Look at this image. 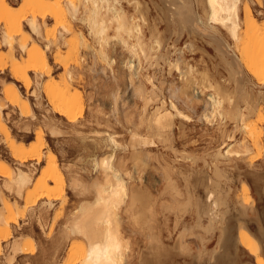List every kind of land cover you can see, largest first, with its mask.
I'll return each instance as SVG.
<instances>
[{"label":"rangeland","instance_id":"rangeland-1","mask_svg":"<svg viewBox=\"0 0 264 264\" xmlns=\"http://www.w3.org/2000/svg\"><path fill=\"white\" fill-rule=\"evenodd\" d=\"M53 1H57L55 4H58L65 14L66 23L70 28L68 33H65L60 24H57L53 18L46 15L40 20L37 19L41 28L40 36L35 33L33 34L29 30L27 22L23 21L22 25L24 32L21 36L16 38L11 50L0 41L1 116L3 117V121L5 120L4 123L10 134L9 140L0 134V166L6 165L12 172L15 170L13 168L18 167V162H15L8 147L11 140L14 142L15 147H19L23 144L24 149L28 150L31 147L33 148L36 146L37 138L35 137H37V135L35 134L41 132L40 134H42L44 142L40 163H38V165L35 161L25 163V166L26 168L28 167L30 173L34 174H32L31 182L25 187V191L22 192V197L18 198L14 193L12 194V191L8 192L5 187L6 190L2 187V184L4 183L3 181L8 178L0 175V197L2 196V200L6 201L12 207L15 202L18 210V214L16 213V210L13 211L14 217L16 216V222H11L9 224L10 237L7 240V243L14 240L13 238L15 236L21 244L27 242L31 243L32 247H34L32 255L26 257L19 256L18 258H15V262L7 263L9 257L7 255L9 254L8 248H6L7 243L0 241V244L2 245L0 247V264H25V261H29L30 264H52V262H48L47 259L50 260L49 255L53 252L52 248L57 247L55 244L59 247L61 244L62 245L60 249H57L58 252L56 251L57 259L55 258L56 260H53L55 261L54 263L80 264L87 243L84 238L79 235H70L68 239H64L62 228L66 225V221H69V219L74 216L73 213L77 212L76 209H79L82 204L88 205L86 204L87 202L89 205H92L91 201L92 203L95 202V189H97V185L100 181L105 179V173L101 169V166H98L99 168L93 166L95 161L97 163L102 157H107L110 154H112V164H116L114 167L120 170L119 175L124 182L136 183L138 182L137 180H141L138 183L141 182L140 185L142 184L141 186H143V189H147L151 192L149 193L146 190L149 195H153L151 199H157L155 206V212L157 214H154L155 219L157 220L154 219L151 225H155L156 221V227L153 226V230L155 227V231L153 232L152 227L150 229L152 233L146 227H144V230L147 229L152 237L155 238H157V234H161L159 237L165 236L166 238H164V240H161L163 237H160L161 239L159 237L157 238L164 242V244L168 239L169 242L162 247H165L164 249L166 250L170 247V250L168 251H171V253L168 251H162L163 253L167 252L169 254L168 256L167 254H164V256L166 255V258H168V260L164 258L167 262L163 259L164 256L161 252L162 249L160 250V253L163 257L159 253V257L163 260H161L163 264H255V256L249 254V251L239 242L238 234L242 232L250 233L251 247H253L256 250V254L261 256L264 260V100H262V102L261 100H257L256 112L254 111L255 113H252V115L245 112L247 115L245 120L247 121L244 122L242 126H238L234 121L229 119H221V117H217L218 114L212 115V118L209 108L206 112L208 113L207 117H209V120L207 119L206 121L202 114L204 113L205 107H208L207 98L209 94L214 93L213 88L217 90V88L221 86H227L226 88L229 89L225 88L226 92L228 91L227 93H230L229 95L232 96L233 101H235L234 103H239L237 106L241 108L245 107V105L241 102V99L236 96V92H234V90L237 89V84L232 80L228 81L230 78L228 75L229 72H226V65L221 59L218 51L214 49L215 44L207 38L204 39V37L202 38L197 34L191 33L187 27L183 29L178 25V21L173 20L172 22L171 19L168 20L170 18H168L167 14L169 13L167 10L169 0L167 3H164V0H119V4L117 5L118 8L122 5V8H124H121L122 12L125 10L123 13H126L129 16V19L136 18L139 21L140 18H142V20H144V22L141 21V25L146 38L150 37L149 34H154V31L158 34V36L157 34L156 36L158 38L160 37L159 40L162 39V42L160 43V47L157 48L155 45L154 46L159 52L165 51L168 54L170 53L168 58L172 63L176 64L179 61L177 63L178 68L176 69L171 66L168 67V64L166 62V64H164V61L161 60H158L159 62L155 64V62L153 63V61L145 59L141 53H138V51L137 53L135 52L136 54L129 50L126 51L127 49L120 47L122 45L119 44L117 39L114 40V38H109V43L104 46V52H106L105 54L107 58L105 60L101 58L93 59L94 57L91 55V51H93L94 48H97V46L94 44L92 36L88 34L84 23L76 20V18L73 19L70 15V4L68 5V2L75 3L74 5H77L78 8H80V3H82L81 0H46L48 4H53ZM2 3H6L10 6L12 9H9V11L13 14L18 15V13H22L21 11H23L26 13L27 17L30 15V10L25 5L24 0H0V5ZM135 4H137V7ZM245 4L250 7L255 15L257 20L256 27L260 30L251 29L249 32V30L243 26V22H241L242 31H240V34L244 36H241L244 41L241 39L239 43L236 42L237 44L231 42V40L228 39L227 34L225 35L226 30L222 29V32L224 33L223 39L226 40L230 45L232 52L234 51L235 55L238 56V59L241 60L240 62L243 63L242 67L243 70L245 69V72L242 81L246 88V92L249 91L247 92L248 95H250V93H253L254 95L256 92L255 97H257L256 95L260 91L264 96V80L258 85L257 82L254 81L255 84L253 83L254 86H252L253 84L250 83V76L247 75L248 73H246L247 70L245 67V64L249 63L250 58H253L254 56H262L264 61V0H241L240 13L242 21L244 20L242 8ZM194 8L196 14L203 15L202 8L197 7L196 5ZM80 9L81 10L79 11L82 12V7ZM79 11L76 17L80 16ZM1 13L2 12L0 11V40L2 36L1 34L6 31L4 23L2 22ZM255 30L256 33H254ZM50 31L53 33L52 37H49V42H46L47 39L45 33L49 32L50 34ZM149 31L153 32L151 33ZM108 34H113V32L109 30ZM80 35L83 36L86 43L82 44V42L85 41L81 40ZM246 35L249 37L247 38ZM22 36H27L26 52H21L22 50L19 49L17 44ZM109 36L112 37V35ZM79 39L81 42H79ZM150 40L147 39L146 42L150 43ZM34 43L41 48L47 47V49L45 48L44 50L50 67V73L47 75L45 73L42 74L41 77L38 78L40 81L37 79V82L35 78H33L30 87L26 89L20 82L13 79L11 57L9 54L12 52L16 58L15 61L24 66L27 64V52L32 49ZM71 43L74 46L73 48ZM46 44L48 45L46 46ZM84 44H89L91 51L88 48L89 46L86 47L87 45L85 46ZM92 47L94 48L92 49ZM112 57L114 59H112ZM244 57L245 59H243ZM125 61L130 62L132 65L134 64L130 69L132 70L131 73L129 68H126L127 62L125 63ZM168 69L171 71H168ZM133 70L136 72L133 73L132 76L134 77L136 73L138 75L137 77L130 79L131 75L128 76V74H132V72H134ZM141 73L142 75H140ZM29 74L33 76V72L30 71ZM148 76L151 79L153 78V84L161 90L162 95L158 94V99L161 98V100H164L168 104L171 99L176 104L178 110L185 115L183 118V116H175L173 112L174 117L171 119L172 123L170 124V128H165L167 129L164 131L166 134L163 135L162 133V137H160L161 140L149 130L147 126L148 124L141 118L143 117L142 113L149 118L150 113H152L153 109L158 106V101L156 103V100L149 101L146 106V112L142 106L144 105L143 98L149 94L147 91L152 89L150 83L148 81L146 82V78H144ZM186 80L191 81L192 83L194 82V85L190 86L191 92L188 90L187 95L184 96L183 94L186 93L179 92L181 91L179 88L181 85H185L183 83H186ZM198 80L202 81L199 82ZM207 81L209 83H207ZM160 82L161 84H164L161 86ZM221 83L222 85L220 86ZM139 84L142 85L140 86ZM201 85L203 89L200 88ZM205 85L211 88L209 89L208 87H205ZM232 85H235V87ZM12 86H15L23 98L26 97L24 99L28 100H26L28 103L27 105L30 107H28L30 109L27 111L28 113L26 112V114H23L22 112L24 110L21 112L19 106L11 105L4 98L5 92ZM135 86L139 88L143 87L142 89L144 92L141 90V93L139 94V88L137 89ZM169 86H172V88ZM53 87H57L56 90L54 88V92L56 91V93H59L57 92V89H59L66 97H69L72 100L74 99L73 102L76 105L82 107L79 108L77 106V109L74 111V113L76 112L74 114V121H69L67 118L58 115L51 110L46 92L47 89L50 90V88L52 89ZM170 89L171 91H169ZM192 89L197 93H193ZM173 91H175V93H173ZM202 91L204 92L202 93ZM177 92H179V94ZM142 94L145 95H143V98L140 97ZM248 97L247 99L250 101V96ZM255 97L253 96V99H256ZM187 98L191 100H188ZM154 102L155 104H153ZM223 121L225 122L223 123ZM50 124L52 127H47L51 126ZM243 127H245V129ZM250 128H254L260 135L259 139L261 142V148L259 150L261 153L259 155L257 152L258 149L252 148L249 134ZM53 131L56 132L54 133L56 134L55 136L52 134ZM133 132H136L135 134L138 135V140L136 139L137 142L131 139V133ZM108 134L118 141L117 147H113L107 142ZM142 137L147 138L146 143H143L142 139L144 138ZM228 138L230 140H228ZM224 141L226 142L225 145L232 141V143L230 142L232 144L231 150L232 152L234 151V153L235 151L238 152V154L237 156L236 153L232 154V156L229 157L228 160L225 159L224 162H221V160L224 159H220L218 162L216 161L217 166H221V168L219 167L221 177L218 178L215 176L216 174L213 170V164H215V161L213 162V155L214 152L220 149L219 147L223 148L225 146L222 144ZM152 143L155 144L153 145ZM144 151L147 152L145 153ZM143 152L145 154H142ZM139 154L142 155L140 156ZM53 155L56 160V165L62 173L64 182L63 188L60 189V191L59 189H54L55 184L48 182V187L55 190L54 195H52L53 197L48 198L47 200L50 201V204L46 203L47 197L41 196L38 191L35 190V183L42 178L49 158ZM135 155L136 161L133 158ZM143 155H145L144 158ZM15 164L17 165L15 166ZM124 165L127 170L124 169ZM11 174L13 175V173ZM166 175L175 180L177 185H180H178L179 187L177 185L175 186L176 188H179V191L181 189V195L182 192L184 193L181 196L182 199L187 197L185 194L192 197L193 207L195 202L197 203V199L198 203L204 205L206 190L214 188L218 191L221 197L224 198L222 199L224 204L221 205L222 207L220 206V213L222 214L224 212L222 215L224 232L221 237L220 231H218L219 229L215 230V233L213 234H207L202 229L197 230L195 228V223L197 222L196 214L194 215L195 208H193L194 210L192 209L194 212H192L191 209V211L188 209L187 213L190 214H181L180 216L183 217H180L175 208L178 199H175V202L174 199L171 198L174 196L172 193L171 197L168 195L170 193H167L162 197L160 196V191L162 193V189L165 188L164 184L166 183H164V179L167 177ZM74 178L77 179L76 182L78 184L74 181ZM72 179H74L73 183L75 182V188L73 187L74 185L70 186L69 184V182L73 184ZM133 179L136 180L134 181ZM209 179L217 185L215 184L216 186L214 187L208 186ZM79 182H82L80 183L81 186L79 189L84 186L82 188V193L81 190L78 189V185H80ZM94 183L98 184L95 185ZM206 187L208 189H204ZM182 188H185V192ZM188 192L196 196H192V194H189ZM194 197L196 198L195 200L193 199ZM14 199H16V201ZM179 200H181V198H179ZM172 204L174 205L172 206ZM164 205L168 206L167 208L170 207V209H165ZM78 206L79 208H76ZM120 206L119 210L117 211L116 209L115 213L118 214L116 217H118L117 219L120 221V223H118L120 224L119 226H121L119 227V230L121 237L124 238L122 239L123 243L126 242V245H124L128 247L126 249L123 248L125 250L123 251L124 256H129L126 259L131 261H127L128 264H133L134 261L137 264L140 256L142 257L141 259L145 257V259L141 261L152 260V257H150L152 255H149V252H152V250L148 248L153 246L154 243L148 245V242L150 243V240H152L151 238L148 240L150 235L149 232L143 231V227L142 230L137 226L132 227V222L127 218L126 214L122 212L123 210ZM0 208L1 210L3 208L1 200ZM5 215L7 214L5 213ZM201 221L203 226H206L207 219L202 217ZM176 222L177 224H175ZM1 226L2 225H0V227ZM184 229L189 230H186L187 233L190 234V231L192 233L189 235L181 231ZM178 231L181 234L182 232L185 233L182 234L185 235L184 238H181L183 241L180 240ZM21 233L22 235H19ZM193 233L195 237L193 236ZM127 234H131V237L129 238ZM124 235H126V237ZM201 237H203V239ZM11 238L12 240H10ZM175 238H178V242ZM179 241L183 243H180ZM174 242L178 247L179 244H183L182 246H184V244L186 245L184 248L187 247V251L182 248L186 251H183L184 253H182L184 257L179 256L178 252L180 250V255H182V250L177 246L176 247L179 250L176 249V247L174 248ZM129 246L132 247L129 249ZM213 251L218 254L215 255ZM211 252L214 254L213 256L211 255ZM136 257L138 258L137 260ZM210 257L211 261L209 259ZM212 257H216V260L212 261ZM123 261L127 264L125 258L122 262ZM122 262L119 264H122Z\"/></svg>","mask_w":264,"mask_h":264},{"label":"bare ground","instance_id":"bare-ground-1","mask_svg":"<svg viewBox=\"0 0 264 264\" xmlns=\"http://www.w3.org/2000/svg\"><path fill=\"white\" fill-rule=\"evenodd\" d=\"M24 1H25V5L30 10V15L28 16L29 18L26 16V13H24L23 11H21L22 13H18V15L11 13L9 11V9H12V8L10 6H8L6 3H2L0 5V11L2 12L1 13L2 14L1 15L2 16V22L4 23V26L6 28L5 32L2 31L3 33L1 34L2 36H1L0 41L3 43V45L7 46L10 50L12 49L13 43L16 40V38L21 36V34L24 32L23 25H22L23 21L27 22V26L33 34L35 33L36 35L40 36L41 28H40L39 21L37 19L40 20L47 15V16L53 18L55 20V22H57V24H60V26L63 28L65 33L69 32L70 28L68 27V24L66 23L65 14H64L62 8H60L58 4L57 5L55 4V3H57L56 0H55L56 2L53 1L54 2L53 4H50V3L48 4L46 2V0H24ZM118 1L119 0H81L82 3H80V4L82 7V12L79 11V10H81L80 9L81 7L78 8L77 5H74L75 3L73 4V3L68 2V5L70 4L69 5L70 9L69 8L68 9L70 10L71 17L73 19L76 18V20L85 24L88 34L92 36V38L94 40V44H96V46H97V48L92 47V49L93 48L94 49H93V51H91L90 45L84 44L85 46L87 45L86 47L89 46L88 48L92 52L91 55L94 57L93 59L101 58V59L105 60L107 57L105 54L106 52H104V46H106L109 43L108 42L109 38H114V40L117 39L119 44L122 45L120 47H124L127 49L126 51L129 50L130 52H133V53H135V52L137 53V51H138V53H141L145 59H149V60L153 61V63L155 62V64H157L159 62L158 60H161V61H164V64L167 63L168 67L171 66L172 68L174 67V69L178 68L177 63L179 61L178 62L176 61L177 62L176 64L172 63L168 58L170 53L168 54L165 51L164 52L157 51L158 49H156V47L157 48L160 47V43L162 42V39L159 40L160 37L159 38L157 37L158 34L155 33V31H154V34L152 33L153 31H149L152 34H149L150 37L146 38V36L144 34L145 32L143 31L142 25H141V21L144 22V20H142V18H140L139 21L136 18H130L129 19V16L125 13L128 16L127 17L123 13L125 10H123V12H122V9H124V8H122V5H121V7L118 8V5H117V4H119ZM167 1L168 0H166V1L164 0V3H167ZM168 4L169 5L166 4L168 7V8L167 7L166 8L169 12V13H167V12L166 13L168 14V18L170 17L168 20L171 19L172 22H173V20L178 21V25L181 26L183 29H185V27H187V28H189L191 33L197 34V35L201 36L202 38L204 37V39L207 38L215 44L214 49H216L218 51L221 59L223 60L224 64L226 65V67H227V68L225 67L227 69L226 72H229L228 75L230 78L229 79L227 78V79H228V81L232 80L235 84H237L236 85L237 89H235L237 91L234 90V92H236V96L239 99H241V102L244 103V105H245V107H243V108L237 106L239 103L235 104L234 103L235 101H233L232 96L229 95L230 93L228 94L227 93L228 91L226 92V89H229V88H226L227 86H221L222 85V83H221L220 84L221 87L217 88V90L213 88L214 93L209 94V96L207 98V103H208L207 106L208 107L207 108L205 107V110L203 109L204 113L202 114V116L207 121V119L209 117H207L208 113H206V112L208 111V108H209L211 117L214 114H218L217 117H221V119H229L231 121H234V123H236L238 126H240V125L242 126L243 123L247 121V120H245L247 117L246 113L250 114V115H252V113H255L256 112L255 110L257 107V102H258L257 100H261V102H262V100H264V96L261 94L260 91L259 92L257 91L258 92L256 95L257 97H255L256 92L254 93V95H253V93H250V95H248L247 92H249V91L246 92V90H245L246 88L244 87L243 81H242L243 74L245 72L244 71L245 69L243 70V67H242L243 63L240 62L241 60L238 59V56L235 55L234 51L232 52L230 45L226 42L225 39H223L224 33L222 32V29L226 30L225 35L227 34L228 39L231 40V42L239 43L241 41V39L244 37L243 35L240 34L241 33L240 31H242L241 30V22H243V24H244L243 26H245L249 30V32L251 31V29L252 30L257 29V27H256V21L257 20H256L255 15L253 14L252 10L250 9V7L247 4L244 5V7L242 8L244 20L242 21V19H241L242 16L240 13L241 12L240 11L241 10L240 9L241 8L240 7L241 0H169ZM135 5L137 7V4H135ZM195 5L197 7L202 8L203 15L196 14L195 8H194ZM78 11L80 12V16L76 17ZM130 17H131V15H130ZM138 19H139V17H138ZM109 30L111 32H113V34H108ZM254 33H256V30ZM52 34L53 33L51 31H50V34H49V32L45 33V37L47 39L46 42H49V37H52ZM156 34H157V36H156ZM109 35H112V37ZM241 36H243V37L241 38ZM246 37L248 38L249 36L246 35ZM80 38L82 41H85L83 36L80 35ZM147 39L148 40L151 39L150 43L146 42ZM242 40L244 41V39H242ZM79 42H81L80 39H79ZM242 42H241V44H242ZM73 43H76V42H73ZM83 43H86V41L82 42V44ZM115 43H117V42H115ZM17 44H18L19 49L22 50L21 52H23V51L26 52L27 36H22L20 38V40H18ZM48 44H46V46ZM71 45H72V43H71ZM73 47L74 46L72 45V48ZM162 47H163V45H162ZM45 48L47 49V47H45ZM45 48H41V47H39V45H36L34 43L32 46V49L27 52V56H28L27 64L24 66L20 65L18 62L15 61L16 58L14 57L12 52H10V54H9L11 57V64H12L11 65V71H12L13 79L15 81L20 82L23 85V87L26 89H28L30 87L33 78H35V80L37 82V79L40 78L42 74L45 73L47 75L50 73V67L48 65V60L46 58L45 50H44ZM113 57H112V59H114ZM243 59H245V57ZM110 61H112V60H110ZM113 62H114V60H113ZM126 62L127 61H125V63ZM108 64H110V63H108ZM126 65H127V67L126 66L125 67L129 68V70H130L134 64L132 65L130 62H127ZM245 67L247 70L246 73H248L247 75L250 76V83L251 84H253L254 81L257 82V85L260 84V82H263V80H264V61H263L262 56H254L253 58H250L249 63H246ZM30 71L33 72V76H31L29 74ZM131 71L132 70H130V73H131ZM133 71L134 72H132V74H130V73L128 74V76L131 75L130 79H133L134 77H137V75H138L136 73L135 74L136 76L134 75V77H133L132 76L133 73L136 72L135 70H133ZM168 71H171V70L168 69ZM178 71H180V70H178ZM187 74H188V72H187ZM140 75H142V73ZM185 76H187V75H185ZM144 78H146V82L148 81L152 87V89L150 91H147L149 94H147L145 98H143L145 96L144 94H142L140 96L143 98L144 105H142V106L144 108V111L146 110V106L148 105L149 101L151 102V100H154V101L156 100V103L158 101V106L153 109V112L150 113V115L148 114L149 118L146 117L143 113H142L143 117H141V118H142V120H144V122H146L148 124L147 126H148L149 130L152 131L153 134L157 136V138H160V137H162V133H163V135L166 134L164 131L167 129H165V128L166 127L170 128V124L172 123L171 119L174 117V114H175V116H181V117L183 116V118L185 117V115L183 113H181V111L178 110V108L176 107V104L171 99L169 100V104L166 103L164 100H161V98L158 99L159 98L158 94L162 95L161 90L153 84V80H152L153 78L151 79L149 76L144 77ZM115 79H117V78H115ZM191 79H194V78H191ZM38 80L40 81V79H38ZM138 80H139V78H138ZM195 81H197V80H195ZM200 81H202V80H200ZM193 83L191 81L186 80V83L185 82L183 83L185 85L184 86L181 85V87L179 88V90H181L179 92L186 93V94H183L184 96L187 95L188 90L191 92L190 86L194 85ZM207 83H209V82L207 81ZM160 84H161V82H160ZM163 84H161V86ZM254 84L252 86H254ZM35 85H36V83H35ZM112 85H114V84H112ZM135 87H137V86H135ZM205 87H208V86L205 85ZM233 87H235V85ZM248 87H249V85H248ZM54 88L56 90L57 87H53L52 89L50 88V90L47 89V92H46L47 93L46 95L48 96V100H49L48 103L51 107V110L53 112L57 113L58 115H61L65 118H67L69 121H74L73 120L74 116H75L74 114L76 113V112L74 113V111L77 109L78 105H76L73 102L74 99L72 100L71 98L66 97L65 94L60 92L59 89H57L58 90L57 92H59V93H56V91L54 92ZM138 88L139 87H137V89ZM142 88L141 87L139 88V90H138L139 94L141 93V90H142V92H144ZM170 88H172V86ZM200 88H202V85L200 86ZM137 89H135V90H137ZM209 89H207V90H209ZM230 90H231V88H230ZM169 91H171V89ZM192 91H193V93H195L194 89H192ZM117 92H116V94H117ZM179 92H177V93L179 94ZM190 92H189V94H190ZM203 92L204 91H202V93ZM135 93L138 94L137 92H135ZM173 93H175V91H173ZM170 94H172V93H170ZM251 95H253L256 99H253V96H251ZM135 96H139V95H135ZM248 96H250V101H249V99H247ZM237 97H233V98H237ZM4 98L11 105L19 106V108L21 109L20 110L21 112H22V110H24L22 112L23 114L24 113L26 114V112L30 110L29 109L30 107L27 105L28 103L26 102L27 99H24L26 97L23 98V96L18 92V90L15 86H12L11 88H9L5 92ZM188 100H191V99H188ZM196 101H199V100H196ZM153 104H155V102ZM244 105H242V106H244ZM78 112H80V111H78ZM173 112H174V114H173ZM1 113H2V108L0 106V134L5 136V138L7 140H9L10 134H9L8 129L6 128L7 126L4 123L5 120L3 121V117L1 116ZM22 113H21V115H22ZM224 122L225 121H223V123ZM237 125H236V127H237ZM47 127H52V125L47 126ZM45 128H46V126H45ZM243 128L245 129V127H243ZM249 130H250L249 134H250V139H251V143H252L251 144L252 148H254V149L257 148L258 149L257 152L259 155L261 153L259 150L261 148V142L259 139L260 135H259V133H257L255 131L254 128H250ZM220 131H221V129H220ZM40 133L41 132L35 134V135H37V137H35V138H37V144H35L36 146L33 145L35 147H33V148L31 147L28 150L24 149L23 144H21L19 147H15L14 142L12 140L10 141V144L8 146L9 150L12 154L13 159H15V162L16 163L18 162V167L13 168V169H15L14 172L10 171L6 165L0 166V175L8 178L7 180L3 181L4 183L2 182L3 183L2 187L3 188L5 187L8 190V192L12 191V194L14 193V195L18 196V198L22 197L21 196L22 192L25 191L24 190V189H26L25 187L31 182L32 174H34V173H32V174L30 173V170L28 169V167L26 168L25 163H27V162L29 163V161H35V163L38 165V163H40V161H41V151H42L44 142H43V138H42L43 136ZM54 133H56V132L53 131L52 134H54ZM135 133L136 132L131 133L132 134L131 139L133 141L137 142L138 135ZM226 134H228V133H226ZM55 135L56 134H54V136ZM108 135H107V142L111 146L117 147L118 141H116L111 135H109V136ZM223 136H224V134H223ZM227 137H229V136H227ZM140 138H141V136H140ZM142 138H144V139H142L143 143L144 142L146 143L147 138H145V137H142ZM155 139H156V137H155ZM160 140H161V138H160ZM228 140H230V139L228 138ZM228 140H226V141H228ZM230 142L232 143V141H230ZM230 142H228L225 145L226 142L224 141L222 144H224L225 146L223 148L219 147L220 149H218V150L216 149L217 151L214 152L213 162L215 161V164H213L214 169L213 168L212 169L214 170V172L216 174L215 176H217L218 178L221 177V173H220V169H219V167L221 168V166L218 167L216 164V161L218 162L220 159H224V160H221V162L222 161L224 162L225 159L228 160L229 157L232 156V154L236 153V156L238 154V152H236V151H235V153H234V151L232 152V150H231L232 144ZM233 147H235V146H233ZM250 151H251V148H250ZM135 152H137V151H135ZM144 152L142 154H145L147 151L145 153ZM133 154H137V153H133ZM142 154H139V155L141 156ZM144 156L145 155H143V158H144ZM133 158L135 160L136 155H135V157L133 156ZM113 159H114V157H113ZM133 163H135V162H133ZM16 165L17 164H15V166ZM114 165H116V164H114ZM114 165L112 164V154H110L104 158L102 157V159L97 163L95 161L93 167L99 168L101 166V169L105 173L104 174L105 176L103 175L105 179L103 178L104 180L100 181V183L101 182H103V183H101V184L97 183L98 185L94 183L95 185H97V189H95V186H94V189L96 191L93 189L95 191L94 195L96 197L95 202L92 203V201H91L92 205H89V203H87V202H86V204H88V205H83L81 203L83 206L81 205L80 208H79V206L76 207L79 209H76L77 212L73 213L74 216L71 219H69V221L68 220L66 221L67 223L65 226L63 224L64 227L62 229H63L64 234H62V235H63L64 239H68L70 237V235H79V236H82L87 243L86 244L87 246H86L85 252L83 253L80 264H119L120 262H122V260H124V258H125V262L128 261V259H126V258L129 256L125 257L124 252H123V251H125L124 249H126L128 247L125 246L126 242L123 243L122 239H124V238L121 237V233L119 230V227H121V226H119L120 221H118V219H117L118 217H116L118 214L115 213L116 209H117V211L119 210L120 205H121L120 207H122V210H123L122 212H124V214H126L127 218L132 222V224H131V222L129 221L130 224L133 225L132 227L137 226V227H140L141 230L143 227V231H147V229L150 231L151 227L153 230V226L157 225L156 221H155V225L151 226L152 221L155 219L154 214L156 213L155 212L156 211L155 206H156L157 199L156 200H154V198L151 199V197L153 195L150 194L151 195L150 196L147 193L148 190L146 189L147 190L146 191L145 189H143V186H141L142 184L140 185L141 182L138 183L141 180H137L138 182H136V183L135 182H133V183L124 182L123 179L121 178V176L119 175L120 170L116 169L114 167ZM124 169H125V165H124ZM94 170H97V169H94ZM125 170H127V169H125ZM11 173H13V175ZM166 173H168V172H166ZM125 174H124V176H125ZM124 176H122V177H124ZM180 176H181V173H180ZM129 178H130V176H129ZM183 178H187V177H183ZM74 179H72V183H73ZM76 180L77 179H75L74 181L76 182ZM164 181H165L164 183H166V184H164L165 188L162 189V193L160 191V194H161L160 196L162 197V196L166 195L167 193H170L168 195L171 197L172 196L171 193H172L175 196V198H174V196H172L171 198L174 199L175 202H176L175 199H178V202H176L177 204H175V203L174 204L176 205V207H175L176 212L179 213L178 214L179 216L181 214L185 215V213H187L188 209H189V211H191L193 208H195V210L193 209L195 212L192 210V212H194V215L196 214V217H197V220H196L197 222L196 223L194 222L196 224L195 228L197 230L202 229L207 234L208 233L213 234V233H215L214 232L215 230L219 229L218 231H220V237H221V235L224 232V228L222 226V223H223V216L222 215L224 214V212L222 214L220 213V206L224 204L223 200H222L224 198L221 197V195L218 193V191L216 189H214V188L208 189L207 187L204 188V189H208L205 191L206 192V198L204 201V205H201L200 203H198V199H197L196 200L197 203L195 202L194 207H193L192 197L188 194H185V196H187V197H185V198L183 197L184 199H182L181 196L184 193L182 192V195H181V193H180L181 189L179 191V188H176L175 185H177V184H176L175 180H173L172 178L167 176L164 179ZM48 182L55 184V187H54L55 190L59 189V191H60V189L63 188V182H64L63 176H62V173L60 172V170L58 169V167L56 165V160H55L54 155L50 156L48 164L46 166V170H44V174H43L42 178L40 180H37V182L35 183V190L38 191V193L41 196L47 197L46 201L48 200V198L53 197L52 195H54V192H55V190H52L48 187ZM75 182L73 184H71V182H69L70 186L74 185ZM80 183H82V182H79V184ZM185 183H186V181H185ZM31 184H33V183H31ZM187 184H188V182H187ZM187 184H185V185H187ZM215 184H216L215 182H213L212 180L209 179V185L208 186L214 187L217 185V184L216 185ZM93 185H92V187H93ZM80 186H81V184L78 185V189ZM73 187L75 188V185ZM183 187H184V185H183ZM185 187H187V186H185ZM82 188L79 189V190H81V193H82ZM144 188H145V186H144ZM71 189H72V187H71ZM184 189L182 188L183 191H184ZM148 192L151 193L150 191H148ZM0 194H1V192H0ZM189 194H192V193H189ZM192 196H196V195L192 194ZM179 198H181V200H179ZM159 199H158V201H159ZM193 199L195 200L196 198L194 197ZM0 200L3 204L2 210L0 208V225L3 226V227L2 226L0 227V239H1L0 241L7 243V240L10 237L9 224L11 222L12 223L16 222L15 221L16 216L14 217L13 211L16 210V213H17L18 210L16 208V203L14 201H13L14 202L13 203L14 208H13L6 201L2 200V198ZM14 200L16 201V199H14ZM82 202H84V201H82ZM46 203H50V201H47ZM174 204H172V206ZM168 205H171V204H168ZM167 207L168 206H165V209ZM171 208H173V207H171ZM167 209H170V207ZM4 212L7 215H5ZM187 214H190V213H187ZM180 217H183V216H180ZM202 217H205L207 219V224L204 222L206 224V226H203V224H202V221H201ZM155 220H157V219H155ZM184 222H186V221H184ZM175 224H177V222ZM144 227H146L147 229L144 230ZM155 227H154L153 232L155 231ZM187 228H188V226H187ZM186 230L189 231L188 229H184L181 231L187 233ZM149 231H147V232H149ZM150 232L152 233V231H150ZM150 232H149V234H150ZM183 232H182V234H185ZM179 233L180 232L178 231V235L180 236V240H182L181 238L182 237L184 238L185 235H182L181 233H180L181 234L180 235ZM191 233L192 232L190 231V234ZM187 234H189V233H187ZM19 235H22V233ZM130 235H128L129 238L131 237ZM150 235H149L148 240H150V238L152 240H150L151 244L148 242V245H152L154 243L153 246L148 248V249L152 250V252L150 251L151 253L149 252V255L150 254L152 255V256H150V257H152V260L141 261V260H144L145 257L143 259H141L142 258L141 256L139 259L136 257V260L138 259L137 264H163V262H162L163 260L159 257L160 250L162 249L161 252L170 250L169 249L170 247L167 248V250L164 249L165 247L162 248L163 246H165V244H167V242H169L168 239H167V242H165V244H164V242L157 239L159 237V235H161V234H157L158 236L156 234H154V235H156L157 238L152 237V235L150 237ZM124 236L126 237V235H124ZM128 236H127V238H128ZM193 236L195 237L194 233H193ZM160 237H163V236H160ZM164 238H166V237L164 236L163 239H161V238L160 239L164 240ZM201 238L203 239V237H201ZM13 239L14 240H12V238H11L10 240H12V241L9 240L10 242H8L7 246H6V248H8V251H9V254H7L9 256V257L7 256L8 260L6 259L7 263L8 262L12 263L15 260V258H18L19 256L26 257V256L32 255L34 247H32L31 243L26 242V243L21 244L19 242V240L15 238V236ZM175 239L178 242V238H175ZM238 239H239V242L241 243V245H243V247L249 251V254L255 256V260H254L255 264H264L263 258L261 256H258L256 254V250L253 247H251V235H250V233H248V232L239 233ZM180 243H183V242H180ZM145 244H146V241H145ZM55 245L58 248L56 246H55L56 248L53 247L52 248L53 252L49 255L50 260L47 259L48 262H52V264H56V263H54L55 261H53V260L57 259L56 258V251H57V249L61 248L62 244L61 245L59 244L60 247L57 244H55ZM168 245H169V243H168ZM182 245L183 244H179V247H178V245L175 244V242H174L173 246H174V248L176 246L179 249L181 248V250H182L181 254H182V253L187 251V249H186L187 247L184 248V246H186V245L185 244H184V246H182ZM1 246L2 245L0 244V247ZM131 247L132 246H129V249ZM166 247H167V245H166ZM177 247H176V249H178ZM182 248H184L186 251H184ZM176 249H175V251H176ZM146 251H147V249H146ZM215 251H213L214 254L215 255L218 254V253H215ZM129 252H132V251H129ZM168 252L171 253V251H168ZM125 254H126V252H125ZM138 254H140V253H138ZM162 254H163V256H164V254H167V256L169 255L167 252L166 253L162 252ZM162 254L160 253L161 256H162ZM178 254H179V256L184 257L183 254L180 255V250H179ZM214 254H212V252H211L212 256ZM149 255H148V257H149ZM123 256H124V258H123ZM167 256L165 255L163 257V259L166 258ZM175 256H176V254H175ZM175 256H174V258H175ZM187 256H188V252H187ZM180 258H182V257H180ZM215 258L212 257V261H215L216 260ZM166 259L168 260V258H166ZM209 259L211 261V257ZM172 260H173V258H172ZM187 261H189V260H187ZM128 262H127V264H128ZM220 262H221V260H220ZM24 263L30 264L29 261H25ZM123 263H124V261L122 262V264ZM134 263H135V261H134ZM185 263H187V262H185ZM49 264H51V263H49Z\"/></svg>","mask_w":264,"mask_h":264}]
</instances>
